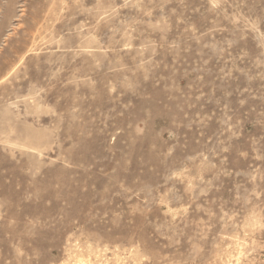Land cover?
Listing matches in <instances>:
<instances>
[{"label": "rangeland", "instance_id": "rangeland-1", "mask_svg": "<svg viewBox=\"0 0 264 264\" xmlns=\"http://www.w3.org/2000/svg\"><path fill=\"white\" fill-rule=\"evenodd\" d=\"M0 264H264V0H0Z\"/></svg>", "mask_w": 264, "mask_h": 264}]
</instances>
